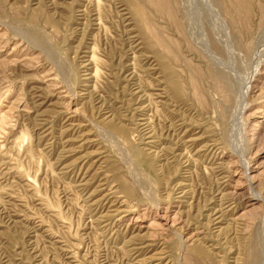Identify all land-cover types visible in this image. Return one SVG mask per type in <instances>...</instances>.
<instances>
[{
	"label": "rangeland",
	"instance_id": "374dc122",
	"mask_svg": "<svg viewBox=\"0 0 264 264\" xmlns=\"http://www.w3.org/2000/svg\"><path fill=\"white\" fill-rule=\"evenodd\" d=\"M129 9L0 0V264H182L195 246L242 264L264 224V59L228 129L210 81L200 103L178 66L172 89Z\"/></svg>",
	"mask_w": 264,
	"mask_h": 264
},
{
	"label": "bare ground",
	"instance_id": "6f19581e",
	"mask_svg": "<svg viewBox=\"0 0 264 264\" xmlns=\"http://www.w3.org/2000/svg\"><path fill=\"white\" fill-rule=\"evenodd\" d=\"M127 1L139 32L143 35L145 42L154 48L162 70L170 76L168 77L172 89L179 95L187 93L184 92L185 86L178 76L182 69L188 70V73L192 71L193 74L188 77L196 99L200 103L204 102L203 86L200 82L210 81L214 95L218 96L216 101L220 109L219 113L228 129L230 125L233 128L240 125L241 111L247 102L248 81L253 77L259 62L264 59V0ZM157 18L165 19V24ZM191 53L201 57L198 60L200 64L193 63ZM92 59L95 62V55ZM178 66L182 69H177ZM95 75L94 77H97ZM26 131L22 132L20 137L27 138L29 135ZM188 139L190 140V137ZM241 148L245 149L243 146ZM255 191L257 193V190ZM219 207L218 209L213 208L208 214L209 217L214 216L212 220H222L224 211ZM256 230L255 235L244 241L246 249L241 257L242 264H264V224ZM203 251L204 249L199 246L192 249L185 247L180 255L182 264H199L198 257L203 254Z\"/></svg>",
	"mask_w": 264,
	"mask_h": 264
}]
</instances>
